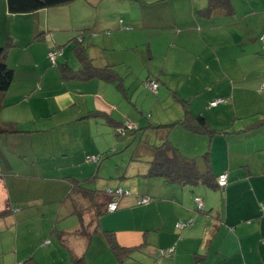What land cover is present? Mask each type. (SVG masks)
<instances>
[{"label":"crops","instance_id":"0c3cea01","mask_svg":"<svg viewBox=\"0 0 264 264\" xmlns=\"http://www.w3.org/2000/svg\"><path fill=\"white\" fill-rule=\"evenodd\" d=\"M229 3L230 15L219 9L200 17L196 12L208 0H75L28 14H10L6 0H0V47L11 39L6 63L14 71L2 97L0 123H15L21 131L0 136V212L9 210L0 218V264H73V259L82 264H264V127L244 130L264 115V57L257 53L264 0ZM81 33L92 64L112 67L122 92L119 81H63L57 67H49L47 53L57 48L64 57L63 45L72 49L71 40ZM137 55L148 56L159 70L137 72L128 60ZM151 80L158 83L151 91L155 97L142 98L139 89ZM175 96L217 133L209 137L180 125L142 133L140 142L132 143L131 158L132 166L140 168L122 172L120 179L138 177L145 183L137 194L121 197L114 212H105L111 197L92 189L100 215L86 212L85 221L93 224L86 235L74 234L80 224L71 188L72 183H90L97 174L85 180L65 174L68 185L60 190L48 191L46 183L43 190H30L40 187L39 180H49L54 170L49 160L72 155L77 161L83 149L89 151L87 145L100 154L126 146L130 139L109 119L138 129L182 120L184 110ZM219 98L225 102L210 106ZM93 112L105 117L86 118ZM144 112L151 120L142 126ZM240 118L251 121L243 124ZM37 120L44 122L43 130H26ZM35 131L58 132L55 144L46 149L40 136L33 137ZM165 140L194 159L199 171L210 169L216 179L226 173V186L188 187L163 178L146 183L153 148ZM28 149L37 171L24 173ZM124 184L117 185L125 189ZM140 196L149 202L136 205ZM106 231L131 252L118 260ZM167 250L170 255L160 254Z\"/></svg>","mask_w":264,"mask_h":264},{"label":"trees","instance_id":"16d2710c","mask_svg":"<svg viewBox=\"0 0 264 264\" xmlns=\"http://www.w3.org/2000/svg\"><path fill=\"white\" fill-rule=\"evenodd\" d=\"M75 0H6L7 10L10 14H28L34 13L41 9L54 8L62 6L68 3H71ZM224 10L226 14H231V5L229 0H208V4L201 10H198L196 14L200 17H209L215 10ZM72 54L77 59L79 68L72 69L67 63L56 62L52 65L56 66L60 75L61 80L68 81L73 79L89 80V79H101L106 82H117V88L122 92L123 87L120 83V80L116 77L115 73L112 71V67L97 68L92 64V60L87 56L86 46L83 44V34L76 35L72 40ZM13 45L11 39L9 38L7 42L0 47V111L3 108L2 97L8 89L10 88L13 79L14 71L8 67L6 60L9 48ZM51 50L57 51V48ZM59 51V50H58ZM264 51V50H263ZM153 81V80H151ZM149 82V81H146ZM145 82V83H146ZM155 82V81H154ZM157 84L158 88V83ZM176 100L182 105L184 110V117L182 120L171 123L167 125L159 126H146L144 128H137L135 125L134 128L128 129L127 125H120L110 121L112 126L116 128L119 133L132 137L131 144L139 143L141 134L147 130H166L169 131L176 125H180L184 129H187L193 133L200 135H208L209 137L217 133L213 130L206 119L202 116H193L189 111L188 103L179 97L175 96ZM88 117H105L97 112H93L86 116ZM264 127V115L263 117L255 120L251 125L247 126L244 130L257 129ZM21 131L18 130L15 123L7 122L0 123V136L1 135H12L18 134ZM136 143V144H137ZM153 159L149 163L148 170L145 174L146 178H163L169 183H177L182 186L195 187V186H205L212 190H218L217 179L212 174L210 169H207L204 172L199 171L196 161L194 159H189L182 155V153L173 146L169 140H165L159 146L153 148ZM206 157L208 153L205 154ZM205 157V158H206ZM101 158V157H100ZM101 160V159H100ZM87 161H89L87 159ZM206 161V160H205ZM91 162V161H89ZM97 162H91L97 164ZM208 162V161H206ZM97 177V176H96ZM93 176V178H96ZM71 191L74 195V214L79 220V229L74 233L75 235H86L89 229L93 226L92 223L87 224L85 221L86 212H94V215L97 217L100 214L98 213V208L101 206L96 203V191L85 188L81 182L72 183ZM86 202L85 208L80 204L81 201ZM110 202V201H109ZM108 202V203H109ZM107 203V204H108ZM105 205V212L106 206ZM8 208H5L0 212V218L5 217L8 214ZM92 221V220H91ZM93 222V221H92ZM107 244L115 257L118 260L131 252V249L120 247L114 237L113 232H104ZM73 264H82V261L78 259H73Z\"/></svg>","mask_w":264,"mask_h":264},{"label":"rangeland","instance_id":"374dc122","mask_svg":"<svg viewBox=\"0 0 264 264\" xmlns=\"http://www.w3.org/2000/svg\"><path fill=\"white\" fill-rule=\"evenodd\" d=\"M55 35L56 36H62L63 34H60V32H59V34L55 32ZM70 48H71V45H65V46L63 45L62 49L64 50V57H61L62 54L60 52V55L58 56V57H60V59L58 60V62L63 63L64 61L66 62V60H69V65L74 69H78L79 68L78 61L74 57V55L72 54ZM257 53H258V55H261L262 57H264V51H262L261 49L260 50L257 49ZM229 54H230V52H229ZM154 57L156 58L155 61H158V63H159L161 58H162V52L161 51L156 52L154 54ZM141 59L142 58L140 55H137L134 59L128 58V60H130L134 64V66H136L137 72L139 70H141V73L146 72V74H147V72H149V71L157 72L159 70L158 68L154 67L155 61L150 62L148 56L146 58V55H145V59H142L143 61H145V63H141ZM227 61L228 62H234L235 60L228 59ZM149 62H150V64H149ZM48 63L51 64L50 61ZM151 63H152V65H151ZM51 65L49 67L53 68L54 66L53 65L51 66ZM148 66H149V68H148ZM144 84H145V82L142 84L141 88L139 89L141 97L142 98L148 97V98H150V100L154 99L155 96L152 94V92L150 90L148 91V90L144 89ZM255 91L258 93L257 89ZM150 120L151 119H150L149 112H144V117L142 118L141 125L142 126L146 125L147 123L150 122ZM239 120L241 122H244L243 124L251 121L247 118H240ZM241 122L239 123L240 125L242 124ZM128 123H125V125H127ZM41 127L45 128L44 122H42V120H37L36 123H32V124L28 123L27 127H25V128H27L26 130H32V131L37 130V129L43 130ZM56 133H58V132L52 133L50 131H48V132L43 131V132L38 133L35 131V133H33V137L35 138L37 136H40L41 138H38V142L39 143L43 142L46 146H48V147H45L47 149V148H49V146L51 144H55ZM31 135L32 134L29 133V137ZM124 136H125V139H127V140L130 139V141H127V145L122 146L121 148L117 149V151L107 150V152H106L104 150L106 153L100 154L98 152L91 151L90 148H88L89 145H87V147L85 149H87L89 151H85L83 149V152L80 153L79 156H77V161L74 158V156H72V155H68L67 157H64V158L59 157L57 159L49 160L51 162L49 163L48 167L51 169H54L53 171H50L48 176L46 177V178H49V180H46L45 182L43 180H39L38 182L40 183V187L32 186L30 190L31 191H34V189L43 190L44 189L43 185H45L43 183H46V187H47L48 191H51L53 189L60 190L61 186L65 185V184L68 185L67 180H64L62 178L65 174L71 176L72 178H74L76 180H85L86 178H90L94 174H97L98 178H95L90 183H87V184L84 183L83 186L87 189H91V190L93 189V190L99 191V194L102 196V194H105V195L107 194L108 189L114 190L115 188L119 187V185H117V184L120 183V181H122V182H125L124 185L126 186V188L124 190L127 191V194H128V196L124 195V197H131L134 194H137V189L139 187L141 188L143 183H145V182H141V180L139 182L138 177H128L125 179H120L122 172L127 171V174L128 173L131 174L132 172H134L135 170H138L140 168V164H138L137 167L132 166L133 161H131V158L134 155V148H135V145L131 144L132 137L126 136V135H124ZM122 139H124V138H122ZM38 142H35V145H37ZM105 149H106V147H105ZM32 154L33 153H31V151H29V149L26 151V156L28 158H27V161L25 164V168L21 167L22 169H24L22 171L24 173H28V172L31 173V172L37 171V168L35 167V165H33L34 162H33L32 158H30ZM55 154H57V153L55 152ZM90 156L98 157L99 162L97 164H94V163L87 161V157H90ZM29 159H31V160H29ZM80 162H82V166L78 165ZM98 166H99V168L101 166V168L98 169ZM89 169H90V172H89ZM145 179H146V183L149 182V178H145ZM119 188H121V187H119ZM129 194H131V195L129 196ZM142 197H144V196L138 197L137 201L142 199ZM137 201H136V205H137ZM80 204L83 206V208H85L86 202L84 200H82ZM261 213H262V210H261ZM96 218H98V216Z\"/></svg>","mask_w":264,"mask_h":264},{"label":"built area","instance_id":"2783aa9c","mask_svg":"<svg viewBox=\"0 0 264 264\" xmlns=\"http://www.w3.org/2000/svg\"><path fill=\"white\" fill-rule=\"evenodd\" d=\"M258 40L261 44L262 50H264V34H261L259 36ZM59 55H60V51L50 50L47 53V58L51 62V64H54ZM144 88L155 93L157 91V84L154 81H149V82H146L144 84ZM224 102H225L224 99L219 98V99H216L213 102H211L210 106L216 107L217 105L224 103ZM134 127L135 126L132 125L131 123L127 124L128 129H132ZM87 159L91 162H97L98 161V157H95V156L87 157ZM226 184H227V174L226 173L220 174L217 177L218 187L224 188L226 186ZM107 194L111 197L110 202L106 206V211H108V212H114L118 208L120 198L123 197L124 195L125 196L128 195L127 191H125L124 189L119 188V187L115 188L114 190L108 189ZM149 200L150 199L148 197H142V199L137 201V205H144V204L148 203ZM195 203H196L197 209L202 210V204H201L200 199H198V198L195 199ZM261 210H262V218L264 219V205H261ZM183 226H184V224H178L177 225V227H179V228H182ZM170 252H171V250L161 251L160 254L164 255V256H168V255H170Z\"/></svg>","mask_w":264,"mask_h":264}]
</instances>
